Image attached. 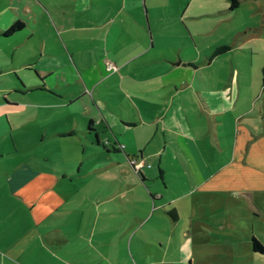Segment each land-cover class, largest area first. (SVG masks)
Here are the masks:
<instances>
[{"label": "crops", "instance_id": "obj_1", "mask_svg": "<svg viewBox=\"0 0 264 264\" xmlns=\"http://www.w3.org/2000/svg\"><path fill=\"white\" fill-rule=\"evenodd\" d=\"M260 40L264 0H0V264H264Z\"/></svg>", "mask_w": 264, "mask_h": 264}, {"label": "rangeland", "instance_id": "obj_2", "mask_svg": "<svg viewBox=\"0 0 264 264\" xmlns=\"http://www.w3.org/2000/svg\"><path fill=\"white\" fill-rule=\"evenodd\" d=\"M244 2V1H243ZM261 40L257 43H255L254 46V49L255 50H258L257 52L255 51L254 53H251V50L249 48L247 49H244V58L242 59V61L244 62H247L246 64H248L249 62H251V56H253V65L252 67L250 68V66L248 67H245L243 68V72L241 73L242 76H246L248 75L249 76V88L251 89H255L253 87V83L254 84H258L259 82H261V78H262V75L264 74V72H262V69L260 68L261 64L264 62V52H263V48L262 45L260 44ZM249 46H252L249 45ZM249 64H252V63H249ZM255 80H256V83H255ZM68 115L71 116V121L73 122L74 126L76 127V133L73 135H69V133H66V134H61V133H58L56 130H57V124L54 120V114H52L51 116L48 114L46 115V118H47V124H43L42 126H39V127H36V130L35 129H32L34 127H31V126H26V127H22L21 128V131L23 132V134L25 135H28L27 137H24L22 139L23 145L26 144V141L27 139L28 140H32L33 137L35 136H38L40 137V135H44V145L45 146H49L51 145V148L52 149H55V148H63L65 146V141L67 139H70V138H73L74 140H78V137L82 136L84 139H87L84 132H83V128H84V125L82 126H77V120H76V117L73 116L72 113H69L68 112ZM40 123H42L43 121H39ZM31 132V134L29 133ZM72 139V140H73ZM21 141V142H22ZM75 142V141H74ZM78 142V141H77ZM57 144V145H56ZM18 146H21L20 144ZM58 152V151H57ZM61 152V151H60ZM44 163L47 164V166H50L52 168H58V167H61V160H58V159H49V160H44ZM129 163V164H128ZM86 162L83 164L84 168H86ZM127 167L129 168H132L134 171L135 168L133 167V165H131V163L128 161L127 162ZM41 173V172H40ZM38 174V179L39 181L35 182V183H28L25 187H22L20 188V198L22 201H32L35 199V197L38 195V193L40 192L41 196H44V190H42V186L43 184L45 183L46 179H42V174ZM264 194V193H263ZM224 196L221 194L220 195V198H223ZM231 200L233 199L234 201H243V202H247V196L246 194H237V193H231ZM230 197H229V200H230ZM264 198V197H263ZM254 218L256 219L255 220V225H254V229H253V232L258 236L260 237L262 240H263V243H264V217L260 216H256V215H253ZM241 217V215H240ZM259 218V220L257 219ZM263 222H262V221ZM247 262V260H246Z\"/></svg>", "mask_w": 264, "mask_h": 264}, {"label": "trees", "instance_id": "obj_3", "mask_svg": "<svg viewBox=\"0 0 264 264\" xmlns=\"http://www.w3.org/2000/svg\"><path fill=\"white\" fill-rule=\"evenodd\" d=\"M239 0H229V8H234L238 5ZM23 26V21L20 20H16L15 22H13L12 24H10L4 31L5 34L11 33L19 28H21ZM224 48H227L226 45H221L218 46L214 53L220 52L222 50H224ZM91 123V120H89V125ZM130 160V159H129ZM132 162V161H131ZM130 162V163H131ZM133 165V163H131ZM134 167V165H133ZM135 168V167H134ZM136 169V168H135ZM138 170V169H137ZM168 212L173 215V211L171 209H168ZM251 248L253 250H256L258 252H261L264 254V244L255 236H251Z\"/></svg>", "mask_w": 264, "mask_h": 264}, {"label": "built area", "instance_id": "obj_4", "mask_svg": "<svg viewBox=\"0 0 264 264\" xmlns=\"http://www.w3.org/2000/svg\"><path fill=\"white\" fill-rule=\"evenodd\" d=\"M106 65H107L108 68L114 67V64L111 63V62H107ZM131 161H132L134 167L137 168V169L140 168L142 166V164H143L142 161H139V162L137 161L135 163H134V160L133 159H131Z\"/></svg>", "mask_w": 264, "mask_h": 264}]
</instances>
